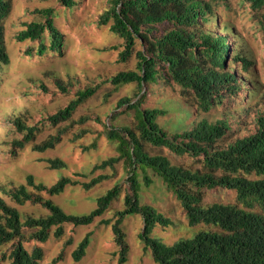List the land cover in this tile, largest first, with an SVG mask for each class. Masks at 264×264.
Listing matches in <instances>:
<instances>
[{"label":"trees","instance_id":"16d2710c","mask_svg":"<svg viewBox=\"0 0 264 264\" xmlns=\"http://www.w3.org/2000/svg\"><path fill=\"white\" fill-rule=\"evenodd\" d=\"M58 1L68 9L76 5V0ZM107 1L109 7L97 23L104 26L111 22L110 31L122 39L120 61L125 62L132 55L136 59L134 70L119 71L107 82L115 88L135 83L138 88L135 96H139L135 101L131 97L118 101L117 107L126 105V111H133V126H115L113 120L117 116L109 117L104 134L115 145L116 154L92 169L93 172L115 169L121 163L126 174L128 190L123 209L117 210L114 218L100 220L101 224L111 225L119 248V263L126 261L128 252L122 222L128 216L140 215L143 227L139 239L156 264H264V89L258 90L257 83L248 78L252 62L248 56L234 51V39L230 43L233 33L223 36L213 30L219 28L220 20L211 1ZM245 1L261 12L264 40V0ZM10 7L11 0H0V67L9 63L2 22ZM34 13L36 18L23 23L24 28L15 39L39 41L38 56L47 52L61 56L64 34L54 24L53 9H36ZM222 26L223 30H231L228 23ZM30 53L31 48L26 51L27 55ZM235 64H240L239 73L233 68ZM54 81L63 93L68 92L70 86L61 77L54 76ZM244 83L251 87L252 94L242 106H234L232 102L239 99ZM157 85L178 87V100L169 98L164 107H145L147 94L155 95L153 86ZM97 89L98 86L78 89L64 107L48 115L44 120L57 131L40 142H35L38 126L11 116L7 122L22 136L11 141L10 154L16 155L28 143L37 153L53 149L66 132L60 124L70 122L75 110ZM226 101L230 103L226 105ZM214 110L218 118L212 120ZM170 111L178 112L173 115L174 122L169 126L160 124L158 118ZM87 119L81 116L79 122ZM146 146L165 148L178 157L188 156L199 162L200 167L172 163L166 155L150 154ZM44 161L52 170L67 168L60 158ZM151 175L158 177L180 203L188 225H202L204 229L173 244L150 236L156 226L172 224L155 207L141 202L142 185L153 182ZM108 177L102 173L81 181L61 175L53 183L44 184L28 174L25 183L0 185V248L5 245L10 248L0 259L9 264H39L43 250L36 246L28 251L25 243H44L51 233L61 237L64 224L86 226L100 218L120 197L118 183L96 199L95 208L83 214L67 213L43 194L57 196L71 185L89 190ZM213 188L234 191L235 202L204 204L203 190ZM26 204L39 205L47 213L25 217L18 206ZM90 237L91 232L86 233L72 251L74 261L84 257ZM61 258L62 253L53 262Z\"/></svg>","mask_w":264,"mask_h":264},{"label":"rangeland","instance_id":"374dc122","mask_svg":"<svg viewBox=\"0 0 264 264\" xmlns=\"http://www.w3.org/2000/svg\"><path fill=\"white\" fill-rule=\"evenodd\" d=\"M208 1L212 2L220 20L219 28L213 30L223 36L233 33L230 43L234 39V51L248 56L252 62L248 78L257 83L258 90H263L264 40L260 25L261 12L253 9L245 0ZM47 7L53 9L54 24L64 34V49L61 56L52 52L38 56L36 48L39 41L18 42L15 39L18 31L24 28L23 23L36 18L34 10ZM108 7L107 0H76V5L71 9L63 7L58 0H11L10 12L2 22L9 63L0 67V185L25 183L28 174H32L44 184L53 183L61 175L83 181L98 174H107L109 177L106 180L89 190H84L80 185H71L57 196L49 197L43 194L65 212L72 214L87 213L95 208L96 199L116 183L121 188L120 197L92 224L79 227L64 224L63 235L59 238L51 233L44 243L35 241L25 243L28 251L36 246L43 250V259L39 264H156L150 253L143 250V244L139 239L143 227L140 215L128 216L122 222L128 244L124 263H119V248L114 241L111 225L100 223L102 219L114 218V213L123 209V198L128 190L126 174L121 163L116 164L115 169L92 171L95 164L116 154L115 145L108 141L104 134L105 125H108L109 117L115 114L117 116L113 120L115 126H133V111H126V105L121 107L116 105L122 97H131L133 101L139 99V96H135L138 92L135 83L115 88L107 82L111 75L119 71L134 70L136 66L134 55L125 62L119 60V52L123 49L122 39L110 31L111 22L104 26L97 23L100 15ZM224 23H228L231 30H223ZM45 38L47 44L48 39ZM30 48L31 53L27 55L26 51ZM233 68L239 73L241 67L240 64H235ZM56 75L70 86L67 87L68 92L63 93L55 85ZM86 86H98V89L75 110L70 122L60 124V128L66 132L53 149L37 153L32 151L31 143H28L23 149L17 150L16 155L10 154L11 141L21 138L22 135L7 122V119L16 115L27 123L38 126L40 131L35 142H40L57 131V128L52 127L44 119L64 107L78 89ZM153 87L155 95L147 94L146 102L143 103L145 107H164L165 100L177 99L179 96L178 87L160 85ZM251 94V87L244 83L242 94L238 100L232 102V105L242 106ZM229 103L226 101V105ZM176 113L178 112L170 111L166 116L159 117L158 122L169 126L174 122L173 115ZM81 116H87L89 119L80 123ZM216 118L218 113L214 110L210 119ZM93 144L95 146L90 148ZM146 150L150 154L166 155L172 163L200 167V163L195 159L188 156L178 157L165 148L146 146ZM45 158H60L67 163V168L52 170L48 168ZM151 178L153 182L149 186L142 185L141 202L155 207L172 221L168 227L156 226L151 231L152 238L164 244H173L204 229L202 225L190 227L174 195L158 177L151 175ZM203 202L233 203L235 192L224 188L204 189ZM18 209L25 217L47 213L39 205L26 204L18 206ZM88 232H91V237L86 253L81 260L74 261L71 253ZM9 249L8 245L2 246L0 256ZM60 253L62 258L54 263L53 260ZM0 264H9V261L0 259Z\"/></svg>","mask_w":264,"mask_h":264}]
</instances>
